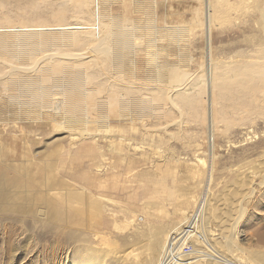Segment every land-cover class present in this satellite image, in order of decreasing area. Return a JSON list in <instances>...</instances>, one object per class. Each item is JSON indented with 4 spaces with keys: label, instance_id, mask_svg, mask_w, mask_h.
<instances>
[{
    "label": "rangeland",
    "instance_id": "1",
    "mask_svg": "<svg viewBox=\"0 0 264 264\" xmlns=\"http://www.w3.org/2000/svg\"><path fill=\"white\" fill-rule=\"evenodd\" d=\"M211 1L221 11L235 8L246 24L239 27L234 17L228 18L212 32L210 46L207 27L203 32L196 28L191 36L156 53L154 61L173 62L180 76L197 78L211 56L223 62L235 52L252 50L259 37L264 40V0ZM208 3L97 0L95 9L106 18L137 17L140 25L146 13L157 9L162 16L171 10L172 22L179 17L190 20L194 10L204 11ZM54 4L55 0H0V19L8 15L20 25L22 17L35 23L36 30L46 21L52 27ZM136 74L142 78L146 73ZM4 76L0 75V264L159 263L171 244L178 243L186 225L183 216L195 210L202 196L205 222L196 225L177 264H264V119L259 109H250L245 96L220 101L212 150L210 128L202 119L196 122L185 115L182 128L173 124L164 132L142 127L127 111L112 116L109 107L73 117L40 103L46 88L38 82H28V88L38 87L26 93L28 105L12 98L2 85ZM176 82L164 88L175 89ZM163 108L178 115L169 97ZM252 116L256 118L251 122ZM109 123L114 126L109 136L97 130ZM132 125L137 129L130 130ZM83 126L89 127L87 139ZM70 234L78 238L65 240Z\"/></svg>",
    "mask_w": 264,
    "mask_h": 264
},
{
    "label": "bare ground",
    "instance_id": "2",
    "mask_svg": "<svg viewBox=\"0 0 264 264\" xmlns=\"http://www.w3.org/2000/svg\"><path fill=\"white\" fill-rule=\"evenodd\" d=\"M55 1L57 11L53 12L51 20L56 24L52 27L46 21L36 30L35 23H28L21 15L20 25H15L8 15L0 19V75H6L2 85L12 98L21 99L19 102L28 105L24 101L26 93L28 90L31 92L38 89L34 85L28 88V82H38L46 88L40 103L45 104L49 110L73 117L100 113L101 109L103 111L109 107L112 116H116L118 111H127L132 114L133 119L141 122L142 127L166 132L173 124L182 128L185 125L183 117L187 115V118L196 122L202 119L206 128H210L209 142L212 150L216 146V116L221 110V100L245 96L252 106L250 109H259V117L264 119L262 37L258 38V43L254 44L252 50L235 52L229 60L222 62L211 56L197 78L194 74L189 77L180 76L173 62L154 61L156 53L165 52L173 42L184 40L187 35L191 36L196 28H201L203 32L207 27L210 46L213 42L212 32L228 18L234 17L239 22V27L246 24L244 14L237 12L235 8L221 11L218 4L215 5L210 0L204 11L194 10L190 20L185 21L179 17L175 22L170 20L171 10H167V17L165 14L162 16L157 9L154 13H146L144 24L138 25L135 21L138 18L134 16L122 20L99 15V10L95 9L97 0ZM157 12L158 17L155 18ZM70 18H73V23L68 22ZM37 36L41 38L38 39ZM142 52L146 55L140 57ZM134 64L136 69L132 68ZM131 70L135 71V76H126L125 73ZM138 72L146 74L139 78L136 74ZM110 74L112 77L108 79ZM174 81L179 85L175 89L164 88L165 84L172 87ZM159 83L160 85H156ZM22 85L25 89L20 91ZM167 97L174 104L178 115L170 108H163ZM29 102L38 101L29 99ZM238 107L239 105H235L236 109ZM247 109L245 113L251 114ZM125 116L123 114L117 119ZM255 118L252 116L250 121ZM153 120L157 123L154 126L151 124ZM135 128L132 125L129 129L134 131L137 129ZM88 129L89 127L83 126V138L89 135ZM97 130L104 131L109 136L114 132V126L109 123L108 127ZM89 137L94 141V137ZM133 150L137 152L139 148L133 147ZM123 156L125 159L128 157L127 153H123ZM103 166L102 162L98 168ZM212 172L213 167L210 174ZM205 208L206 202L202 196L195 203V210L183 216L186 225L181 230L178 243L171 244L161 261L156 264H177L182 261L181 253L193 234H196V225L205 222ZM77 238L78 236L70 234L65 240L73 242Z\"/></svg>",
    "mask_w": 264,
    "mask_h": 264
}]
</instances>
